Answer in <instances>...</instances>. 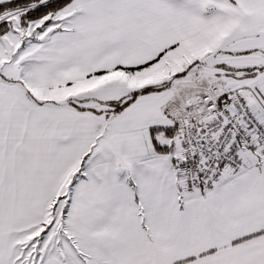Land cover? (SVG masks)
<instances>
[{
    "label": "snow or ice",
    "instance_id": "1",
    "mask_svg": "<svg viewBox=\"0 0 264 264\" xmlns=\"http://www.w3.org/2000/svg\"><path fill=\"white\" fill-rule=\"evenodd\" d=\"M0 264H264V0H0Z\"/></svg>",
    "mask_w": 264,
    "mask_h": 264
}]
</instances>
